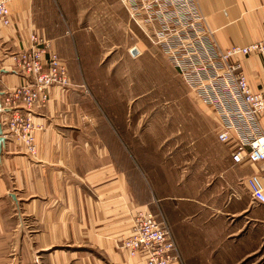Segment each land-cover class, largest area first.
<instances>
[{
	"label": "crops",
	"instance_id": "crops-1",
	"mask_svg": "<svg viewBox=\"0 0 264 264\" xmlns=\"http://www.w3.org/2000/svg\"><path fill=\"white\" fill-rule=\"evenodd\" d=\"M50 2L54 8L53 0H9L11 24L0 25L1 98L26 82L13 55L29 46L33 34L58 52L68 46L51 34L58 18L46 12ZM194 3L215 52L264 38V0ZM242 65L251 89L264 92V54L244 57ZM74 71L69 65L72 87L52 88L50 101L35 112L41 128L37 156L11 139L0 153V264H140L121 248L133 215L167 201L177 211L185 209L187 201L172 195L137 199L124 162L128 151L113 129L90 125L95 116L87 109L86 84ZM218 142L228 151L218 176L224 189L208 196L212 204H223H189L193 209L181 225L172 221L181 258L173 264H264V205L255 203L244 185L258 167L234 164L230 145Z\"/></svg>",
	"mask_w": 264,
	"mask_h": 264
},
{
	"label": "rangeland",
	"instance_id": "rangeland-1",
	"mask_svg": "<svg viewBox=\"0 0 264 264\" xmlns=\"http://www.w3.org/2000/svg\"><path fill=\"white\" fill-rule=\"evenodd\" d=\"M52 5H45L58 18L51 34L68 46L58 52L49 43L86 84L87 109L95 116L90 125L113 129L128 151L124 162L137 199L172 195L187 201L180 211L167 201L133 217L147 211L172 229V221L181 225L193 209L189 204H212L209 192L224 189L218 176L228 151L217 140L216 113L199 96L200 78L210 76L204 69L213 47L194 0H53ZM213 202L216 208L223 204Z\"/></svg>",
	"mask_w": 264,
	"mask_h": 264
},
{
	"label": "built area",
	"instance_id": "built-area-1",
	"mask_svg": "<svg viewBox=\"0 0 264 264\" xmlns=\"http://www.w3.org/2000/svg\"><path fill=\"white\" fill-rule=\"evenodd\" d=\"M10 24L9 0H0V25ZM252 54H264V38L247 47L213 50L204 69L212 77H201L198 88L201 101L219 119L218 140L232 148V162L258 167L257 173L246 178L245 185L252 200L264 205V92L251 89L242 69V59ZM13 59L26 82L1 98L0 124L7 130L3 134L6 139L36 157L41 128L34 123L35 112L50 101L52 88L66 91L72 87L71 77L58 52L37 34L30 37V46ZM121 246L142 264H173L181 260L170 227L147 211L133 217L132 233L121 240Z\"/></svg>",
	"mask_w": 264,
	"mask_h": 264
},
{
	"label": "water",
	"instance_id": "water-1",
	"mask_svg": "<svg viewBox=\"0 0 264 264\" xmlns=\"http://www.w3.org/2000/svg\"><path fill=\"white\" fill-rule=\"evenodd\" d=\"M137 52H138L137 49H134V50L132 51V53H133L134 55H137ZM1 95H2V93L0 92V102H1ZM5 143H6V138H5V136L3 135V130H2V127H1V125H0V153H1L2 150H3V146L5 145Z\"/></svg>",
	"mask_w": 264,
	"mask_h": 264
}]
</instances>
